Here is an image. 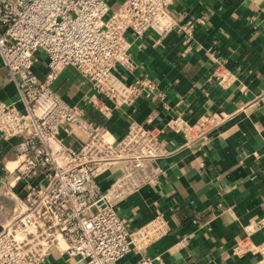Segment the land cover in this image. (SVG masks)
Wrapping results in <instances>:
<instances>
[{
  "label": "built area",
  "instance_id": "obj_1",
  "mask_svg": "<svg viewBox=\"0 0 264 264\" xmlns=\"http://www.w3.org/2000/svg\"><path fill=\"white\" fill-rule=\"evenodd\" d=\"M174 1L0 0V61L18 93L14 102L0 100V137L15 139V157L0 178V264H42L53 249L65 264H118L167 235L161 213L129 228L117 205L160 183V161L181 148L164 134L181 133L185 145L231 113L193 122L176 116L162 125L152 116L130 120L118 137L104 122L118 108L162 97L153 78L133 75L130 47L151 30L182 33L189 49L206 16L178 20L167 9ZM66 67L89 83L80 103L54 86ZM259 228L264 217L247 227L232 252L258 255L264 264V239L250 237ZM133 264L164 263L142 254Z\"/></svg>",
  "mask_w": 264,
  "mask_h": 264
},
{
  "label": "crops",
  "instance_id": "obj_2",
  "mask_svg": "<svg viewBox=\"0 0 264 264\" xmlns=\"http://www.w3.org/2000/svg\"><path fill=\"white\" fill-rule=\"evenodd\" d=\"M167 9L178 20L206 19L195 26L188 50L178 32L148 30L132 42L133 75L153 78L162 97L118 108L106 122L92 111L90 118L118 137L130 120L149 116L157 125L176 116L193 122L220 110L231 116L185 145L181 133L164 134L170 146L181 148L160 161V183L132 194L117 210L129 228L161 213L169 231L118 264H133L142 254L164 264H258V255L232 251L247 227L264 217V0H175ZM54 86L73 103L91 92L73 67L64 68ZM17 99L0 61V100ZM14 157L15 139L0 137V178ZM250 237L261 241L264 228ZM65 258L53 249L42 264H65Z\"/></svg>",
  "mask_w": 264,
  "mask_h": 264
}]
</instances>
